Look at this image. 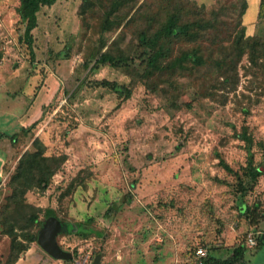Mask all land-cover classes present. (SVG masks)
Returning <instances> with one entry per match:
<instances>
[{
  "label": "rangeland",
  "instance_id": "1",
  "mask_svg": "<svg viewBox=\"0 0 264 264\" xmlns=\"http://www.w3.org/2000/svg\"><path fill=\"white\" fill-rule=\"evenodd\" d=\"M20 5L0 0V264L52 216L73 256L59 264H199L240 245L264 264V174L238 186L249 155L264 173V0H58L38 13L34 56ZM173 14L188 34L151 53L140 35ZM184 53L203 65L176 66ZM36 140L65 161L24 195L11 180ZM29 249L22 264L53 259Z\"/></svg>",
  "mask_w": 264,
  "mask_h": 264
},
{
  "label": "trees",
  "instance_id": "2",
  "mask_svg": "<svg viewBox=\"0 0 264 264\" xmlns=\"http://www.w3.org/2000/svg\"><path fill=\"white\" fill-rule=\"evenodd\" d=\"M58 0H21V5L19 8V14L22 22L25 25L23 33V41L31 49V54L34 56L33 52V31L37 28L38 24V13L43 7H51ZM190 26H182L180 24L179 16L173 14L168 19L167 23L157 31L153 36H148L146 34L140 35V43L143 47L149 50L151 53H160L162 56H167L166 48L164 43L170 42L171 39L180 37L182 35H187ZM192 62L194 65H203L202 57L194 53H184L180 58L176 59L175 65L182 67L185 62ZM149 63L153 65L155 63L154 58L149 59ZM104 86L112 87L118 94H127L130 96V91L126 87H118L117 85H111L110 83H103ZM121 90V91H120ZM244 140L247 144L252 143L251 138H248L246 133L243 135ZM34 145L37 147V151L33 153H26L20 160L19 166L17 168L16 174L12 177L11 184L15 186L16 190L19 186L22 189V193L25 195L29 190L38 188L40 190H46L49 183L51 182L54 175L58 172L59 168L64 164V159L62 157H44L43 153L39 151V147L43 150V147L39 140H36ZM250 148V146H249ZM250 153V152H249ZM226 169L230 172L232 171L228 166ZM262 167L255 165L253 156L248 157L247 167L244 171V179H240L239 188L242 191L248 189H253L258 179L263 175ZM247 184V186H245ZM23 199L19 200V204H22ZM29 206V205H26ZM29 208L35 210V208ZM253 209L251 207H244L242 209V214L252 215ZM38 215H31L27 221L29 227H33L36 222H38ZM254 218L253 216H251ZM63 233L66 232L65 225L63 226ZM38 240L37 236L32 233H28L26 236V243H21L17 238H12L11 250L12 257L8 264H17L20 260V256L29 250V244L34 243ZM264 243L260 241V244ZM259 250V249H258ZM247 249L244 245L234 247L231 251V255L226 259H222L213 254L205 257L202 260V264H248L246 261Z\"/></svg>",
  "mask_w": 264,
  "mask_h": 264
},
{
  "label": "water",
  "instance_id": "3",
  "mask_svg": "<svg viewBox=\"0 0 264 264\" xmlns=\"http://www.w3.org/2000/svg\"><path fill=\"white\" fill-rule=\"evenodd\" d=\"M62 231V222L54 216L49 217L38 234L37 243L53 259L70 262L72 254L64 251L58 243ZM93 264H101V256H97Z\"/></svg>",
  "mask_w": 264,
  "mask_h": 264
},
{
  "label": "built area",
  "instance_id": "4",
  "mask_svg": "<svg viewBox=\"0 0 264 264\" xmlns=\"http://www.w3.org/2000/svg\"><path fill=\"white\" fill-rule=\"evenodd\" d=\"M255 244H256V242H255L254 238L249 237V239H248V245H249L250 247H253ZM206 254H207V253H206L203 249H200V250L198 251L199 264H202V260L206 257Z\"/></svg>",
  "mask_w": 264,
  "mask_h": 264
},
{
  "label": "crops",
  "instance_id": "5",
  "mask_svg": "<svg viewBox=\"0 0 264 264\" xmlns=\"http://www.w3.org/2000/svg\"><path fill=\"white\" fill-rule=\"evenodd\" d=\"M32 252V250H28L27 251V255H29L30 253ZM50 257V256H49ZM41 258H43V257H41ZM52 258V257H51ZM58 261L60 262V261H62V260H55V259H46L45 260V263L46 264H59L58 263ZM24 261L21 259V261H19V262H17V264H22ZM28 263H29V260H28Z\"/></svg>",
  "mask_w": 264,
  "mask_h": 264
}]
</instances>
